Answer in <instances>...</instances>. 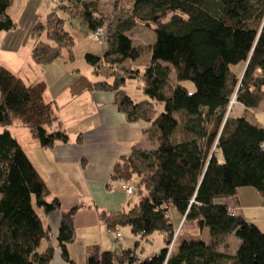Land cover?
Masks as SVG:
<instances>
[{
    "label": "trees",
    "instance_id": "16d2710c",
    "mask_svg": "<svg viewBox=\"0 0 264 264\" xmlns=\"http://www.w3.org/2000/svg\"><path fill=\"white\" fill-rule=\"evenodd\" d=\"M67 1L63 7L79 13L90 31L106 30L103 54L84 57L96 74L102 65L111 68L112 79H83L85 89L115 92L116 108L128 121L149 123L144 132L152 145H133L110 174L113 181L129 180L138 202L127 210L99 212L107 228L129 227L134 245L102 250L91 244L85 264H264V232L218 201L251 186L264 204V125L231 115L235 104L255 111L264 99V0H133L127 10L114 3L108 13L97 0ZM12 2L0 0V32L16 29ZM63 22L52 10L31 26L37 63L54 62L65 50L73 59L75 40ZM139 25L154 32L151 57L142 69L126 68L123 61L140 57L132 38ZM128 78L137 81L145 100L123 89ZM46 89V81L25 82L0 64V264H50L54 258L55 246L39 249L51 230L33 196L44 213H61L56 246L68 264H76L68 245L75 238L77 207L61 208L10 130L19 121L47 149L68 141L53 103L44 100ZM172 208L198 229L208 228L209 239L178 242L176 235L169 250L176 232ZM155 233L164 234L162 248L138 254L141 241ZM228 233L240 239L235 252L219 245Z\"/></svg>",
    "mask_w": 264,
    "mask_h": 264
},
{
    "label": "crops",
    "instance_id": "0c3cea01",
    "mask_svg": "<svg viewBox=\"0 0 264 264\" xmlns=\"http://www.w3.org/2000/svg\"><path fill=\"white\" fill-rule=\"evenodd\" d=\"M28 30L26 36L30 37L31 31ZM11 32L17 31L15 29L14 31L0 32L2 35L0 47L3 50H16L20 46L19 42L16 41L18 36ZM26 42L29 43L30 41ZM34 43L30 44V53H32ZM137 60L132 61V64L129 63V60H125L122 65L130 68ZM125 62H128L127 66ZM0 64L8 67L3 60H0ZM100 75L110 77V75L103 74L102 68H100L97 77ZM19 76L23 78L21 74ZM74 76L72 81L62 90L66 95L64 100L59 98L61 96L59 92H56L55 95L51 94L48 98V101L54 105L60 128L68 135V141L58 142L54 148L48 149L41 147L39 143L33 144L32 148L38 157V159L35 158L37 159L35 161L28 149L23 147L19 138L15 137L31 159L35 169L39 171L51 192L50 195L57 197L61 202V208L70 210L72 207H77L73 211L75 238L68 245V251L70 257L76 260V264H85L88 247L91 244H99L101 247L103 244L101 237L94 233L95 227L105 225L100 220V211L96 207H92L88 200L90 199L97 207L108 212L127 210L131 207L127 197L128 193L126 194L119 187L120 182L118 180L113 181L110 178L111 171L115 162L128 154L133 145L138 143L146 148L152 147V145L146 139L144 132L149 123L147 121H128L125 114L116 108L115 92L85 89L83 79L88 82L98 80L90 77L88 79L84 74ZM39 80L45 81L43 78ZM78 80L82 83L77 85ZM46 91H48V83ZM239 106L241 107V105ZM69 122L72 127L68 124ZM2 129L0 128V132ZM220 202L229 205L234 214L243 216L256 226L259 222H264L262 197L260 194L253 193L249 186L239 187L236 195ZM42 212L44 214L43 222L51 230V237L44 239L43 247L45 248L47 244L55 246L54 258L50 264H68L61 257L60 249L56 246V233L60 225L61 213L59 211H51L47 214ZM127 228V238L120 245L124 248L132 247L136 239L135 235L129 231V227ZM107 230L115 231L109 228ZM260 230L264 232L262 228ZM204 231H208V228L202 229V232ZM120 232L121 236L119 237H122L123 232ZM114 238H117L116 233ZM157 238V243L154 236L149 241L142 240L139 246L141 251L137 253L142 256H149L158 251L164 244V234H159Z\"/></svg>",
    "mask_w": 264,
    "mask_h": 264
},
{
    "label": "rangeland",
    "instance_id": "374dc122",
    "mask_svg": "<svg viewBox=\"0 0 264 264\" xmlns=\"http://www.w3.org/2000/svg\"><path fill=\"white\" fill-rule=\"evenodd\" d=\"M97 1H99L100 3L99 7L101 11L106 13L113 10L114 3H116L119 9H121L122 11L127 10L133 4V0ZM64 4L69 5L67 0H13L9 7V12L16 22L17 32L11 33H15V35L18 36V39L16 41L19 42L20 46L16 50H3L0 47V60L5 61L8 67L14 72L21 74L25 82L31 83L42 78L47 81L48 91L45 90L46 93L44 97V100L46 101H48V98L51 94L55 95L56 92L61 93V96L59 98L61 100H64L66 95L65 92H62V90L69 84L70 81H72L71 79L75 77L74 75H76L77 77L78 74H84L88 79L90 77L91 79L97 80H100V78H109V80L112 79L111 77H104L101 75L97 77V74L93 72L92 66L84 57L85 53L87 52H90L97 56L102 55L107 46L105 45V41L99 42L96 38L90 35V29L88 28L87 24H84L80 14L76 13V11H74L73 9L70 10L66 7H63ZM52 10H56L57 13L64 19L63 25H65V28L74 37L75 45L73 49V59L68 57V52L65 50L63 55L57 58L54 62L45 63L44 65H42L32 59L30 53L31 49H29V47L31 46L30 44H32V42H35L36 39L31 36L27 37L26 34L29 28L30 30L28 31H31V26L35 21L44 19L46 14L48 12H51ZM132 33L133 43L141 47L140 57L135 63H133V67L142 69L143 64L147 62L151 57L148 45L154 38V32L146 26L139 25L136 26L135 29H133ZM1 36L2 35H0V37ZM44 38L45 37L43 33L41 39L43 40ZM28 40L30 41L29 43L26 42ZM125 63L127 66L128 62ZM129 63L132 64L131 61H129ZM100 68H102V72L104 75H110L111 68H107L104 65H102V67L100 66ZM183 84L187 87L188 92H194L195 86L190 81H185ZM123 89H125L127 94H129L132 99H136V101L145 99L141 88L138 87V83L134 78H128L123 86ZM232 103H236L234 101V98L233 100H231V104ZM157 109H159V111L164 110L161 104L157 105ZM231 115L233 117L245 115L250 121L254 123H261L264 125V99L260 102V105L256 108L255 111L247 110L246 112H244L243 108L235 104ZM68 124H70V127H72V124L70 122ZM0 128L2 129V127ZM10 130L12 131L13 135L15 134V136L19 138L23 147L28 149L32 159L37 161V154L34 152V148L32 147L33 144L37 145L39 143L38 139L32 137L30 135L29 129L26 126L21 125L19 121L13 122V124L10 126ZM249 188L253 191V193L259 195V193H257V191L253 187L249 186ZM127 197L131 206L135 205L138 202V198L134 193L128 194ZM223 200L225 199H218V201ZM33 203L37 213L44 219V214L42 212L43 208L37 206L34 200V196ZM88 203L92 207H96L99 211L102 210V208L97 207L95 203L90 199L88 200ZM170 214L171 219L174 223V230H176L177 232L176 235L178 242L179 240L184 239V237L194 239L203 238L205 240L209 239L210 236L208 231L202 232L201 229L197 228L193 220L185 219L184 217L182 218L175 208H172ZM258 226L264 230V222H259ZM118 229L123 232V236L114 238L115 231L107 230V226L101 225L100 227H95V235L97 234L98 237H101V241H103V244L101 246L102 250H114L121 245L122 241H124L125 238H127V226H120V228ZM158 235V233H155L153 235L156 243ZM44 241V239L41 241V245L39 246L40 250L44 248ZM239 243L240 239H238L234 234L228 233L225 238H221L219 245L221 247L225 246V249L228 251L230 250L232 252H235ZM140 248L141 247L137 248L138 253H140L141 251Z\"/></svg>",
    "mask_w": 264,
    "mask_h": 264
},
{
    "label": "built area",
    "instance_id": "2783aa9c",
    "mask_svg": "<svg viewBox=\"0 0 264 264\" xmlns=\"http://www.w3.org/2000/svg\"><path fill=\"white\" fill-rule=\"evenodd\" d=\"M106 31L104 27H97L96 30L90 31V35H92L94 38H96L99 42L105 41L106 39ZM119 187L127 194H132L134 191V188L132 187V184L130 183L129 180H122L119 183ZM116 237L118 238L119 236H121V232L118 230V232L116 231ZM176 233L174 234V237L172 239V243L169 246V250L172 248L173 243H174V239L176 237Z\"/></svg>",
    "mask_w": 264,
    "mask_h": 264
}]
</instances>
